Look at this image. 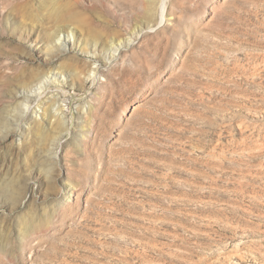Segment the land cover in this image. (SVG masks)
I'll return each mask as SVG.
<instances>
[{
    "label": "rangeland",
    "instance_id": "obj_1",
    "mask_svg": "<svg viewBox=\"0 0 264 264\" xmlns=\"http://www.w3.org/2000/svg\"><path fill=\"white\" fill-rule=\"evenodd\" d=\"M158 21V0H0V264H264V0ZM41 71L67 78L39 99L63 123L20 107Z\"/></svg>",
    "mask_w": 264,
    "mask_h": 264
},
{
    "label": "bare ground",
    "instance_id": "obj_2",
    "mask_svg": "<svg viewBox=\"0 0 264 264\" xmlns=\"http://www.w3.org/2000/svg\"><path fill=\"white\" fill-rule=\"evenodd\" d=\"M168 1L169 0H158L159 21L156 24L157 26L161 25L163 23L164 19H165V13H166ZM60 14L61 13H59V14L57 13V16H59L58 17L59 19H61L60 17L68 18L69 20H76L77 19V13H75V12H67L66 15L65 14H61L63 16H60ZM147 27L148 26H146L144 28L140 27L137 30L138 34H137L136 31H133L130 36L126 37V38H129V39H127L126 42L120 40L116 44L111 43L110 50L108 51V55H107L108 58L109 59L115 58L117 51L119 50L120 47L123 46V44L132 42L134 40V38L136 36H140V34L143 33V31ZM55 33H57V32H55ZM52 41H54V40H52ZM56 41L59 44V48H62L64 50H66L65 49L66 47H68V48L70 47L69 46V35H68V33H66V36L61 35L60 33H57ZM46 46H47L46 50L51 49L49 47V46H51V42L49 44H47ZM52 73L53 74H49L48 72H46L45 74H42V71H41V72H39L37 74V76L34 75L36 77H34V76H32V77L31 76H26V79H24V82H23L26 85L27 84H31V87H30L28 93L32 97V99H34L35 103H34V106L32 107V105L30 104V100H27L26 98H24L26 101H24V100L20 101L19 102L20 103V107L22 106L23 110L33 113V116H34L33 121L37 125H40V123L43 124L45 122L46 123L47 122L51 123V120H52V118L54 117L55 114L57 115L58 121H60L61 123L66 121V112H65V108L62 106L63 104H59L58 107L53 109L52 113L50 112V114H47V113H45L43 111V109L41 108V104L39 103V99L44 95L45 90L50 85H55V84H59V83L60 84H66L67 83V78L65 76H62V74H63L62 71H54ZM230 256L228 257L229 263L231 262L232 264H236L237 262L231 260Z\"/></svg>",
    "mask_w": 264,
    "mask_h": 264
}]
</instances>
